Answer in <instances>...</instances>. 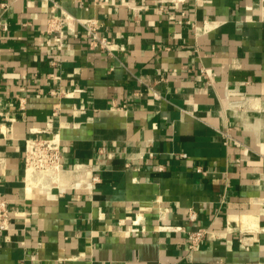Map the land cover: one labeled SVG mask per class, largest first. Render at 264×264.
Returning a JSON list of instances; mask_svg holds the SVG:
<instances>
[{
    "label": "crops",
    "instance_id": "crops-1",
    "mask_svg": "<svg viewBox=\"0 0 264 264\" xmlns=\"http://www.w3.org/2000/svg\"><path fill=\"white\" fill-rule=\"evenodd\" d=\"M56 2L0 0V264H264V0ZM51 134L63 167L28 183Z\"/></svg>",
    "mask_w": 264,
    "mask_h": 264
},
{
    "label": "built area",
    "instance_id": "built-area-1",
    "mask_svg": "<svg viewBox=\"0 0 264 264\" xmlns=\"http://www.w3.org/2000/svg\"><path fill=\"white\" fill-rule=\"evenodd\" d=\"M54 5H57L56 0H49ZM4 6V4H3ZM70 16L61 9L59 15H52L47 21V30L53 33L54 41L61 47V38L63 35V25L65 20ZM82 24L86 34L88 35V46L91 49H105L111 50L110 40L108 37L99 34V22L95 18H75ZM24 102L20 99V104ZM235 104V103H232ZM225 141L230 138L227 131L222 132ZM99 152L102 153L103 149L100 148ZM185 156V154H183ZM62 154L60 150V142L56 135L51 134L46 138H27L24 144V170L25 175L27 171L31 170L33 174H39L46 179H54L57 173L62 169ZM51 171V173H50ZM96 179V177H94ZM60 191L63 189H59ZM15 211L13 206H10L8 199L0 197V233L8 230L11 225L12 214ZM194 213L192 212L191 218ZM138 218L132 220V225H137ZM173 229V228H172ZM207 228L200 227L188 231L187 237L189 240L188 249H193L199 240H201L207 233Z\"/></svg>",
    "mask_w": 264,
    "mask_h": 264
},
{
    "label": "bare ground",
    "instance_id": "bare-ground-1",
    "mask_svg": "<svg viewBox=\"0 0 264 264\" xmlns=\"http://www.w3.org/2000/svg\"><path fill=\"white\" fill-rule=\"evenodd\" d=\"M50 173H51V171H50ZM26 178H27L26 180H27L28 183H34V181L36 179V178H34V174H33V172L31 170L27 171Z\"/></svg>",
    "mask_w": 264,
    "mask_h": 264
},
{
    "label": "rangeland",
    "instance_id": "rangeland-1",
    "mask_svg": "<svg viewBox=\"0 0 264 264\" xmlns=\"http://www.w3.org/2000/svg\"><path fill=\"white\" fill-rule=\"evenodd\" d=\"M37 178V177H36Z\"/></svg>",
    "mask_w": 264,
    "mask_h": 264
}]
</instances>
